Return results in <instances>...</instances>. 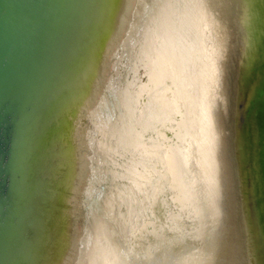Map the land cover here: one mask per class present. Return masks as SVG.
<instances>
[{"label":"rangeland","instance_id":"obj_1","mask_svg":"<svg viewBox=\"0 0 264 264\" xmlns=\"http://www.w3.org/2000/svg\"><path fill=\"white\" fill-rule=\"evenodd\" d=\"M61 1L45 0L49 28L43 42L53 33ZM122 6L112 2L117 21L122 19L118 26L90 34L98 71L86 74L83 89L55 93V76L41 86L36 104L25 103L20 112V120L32 114L22 128L23 146L28 139L12 196L14 251L21 240L22 264H218L231 240L264 264V232L250 204L251 174L241 177L243 203L231 207L210 159L196 149L205 140L208 117L206 110L194 112L193 101L206 91L202 77L215 65H228L226 37L220 58L212 59L214 43L200 30L198 0ZM37 8L29 11L35 16ZM34 16L20 28L18 80L38 62ZM18 33L15 27L9 32L11 44ZM171 70L184 78L173 98L166 86ZM229 94L226 89L213 98L224 108ZM235 130L246 141L247 123ZM205 131L214 146L213 123ZM80 162L84 171L76 169Z\"/></svg>","mask_w":264,"mask_h":264},{"label":"bare ground","instance_id":"obj_2","mask_svg":"<svg viewBox=\"0 0 264 264\" xmlns=\"http://www.w3.org/2000/svg\"><path fill=\"white\" fill-rule=\"evenodd\" d=\"M113 1L62 0L57 6L53 33L43 42L41 39L49 28L45 0H0V264H22L23 260L20 257L21 240L17 244L18 251H14L15 241L11 232L17 215L12 196L21 180L18 165L22 162L20 157L28 139L23 146L22 128L29 123L32 112L29 110L21 120L20 112L25 110V103L36 104L34 99L41 86L55 76L58 79L55 93L83 89L86 74L98 71L97 62L92 58L94 51L90 34L98 32L96 27L100 28V32L110 31L122 20L118 22L112 12ZM117 1L124 10H128L134 2ZM36 4L38 8L34 16L29 8L34 9ZM31 16L35 18L33 37L36 45L33 54L38 62L25 80H18L16 71L23 61L20 28L27 24L28 19L30 21ZM198 24L201 32L214 43V50L209 52L212 59L220 58L219 47L225 44L226 37L229 46L226 57L230 61L222 70L215 65L210 73L202 77L206 82V91L193 101V110L196 113L198 109L206 110L207 125L213 123L216 128V136L211 137L216 142L213 146L206 140L207 125L204 123L206 127L203 125L205 129L203 127L202 131L205 140L199 141L196 149L200 151V158H205L206 154L210 159L215 183L231 207L243 203L241 177L251 174L250 204L255 222L264 232V69L258 70L264 64V0H198ZM14 27L19 33L12 45L9 32L12 36ZM3 54L6 59H1ZM82 61L85 63L83 69L80 67ZM167 78L166 86L173 98L176 87L182 85L184 78L178 70L168 72ZM226 89L230 94L223 108L213 96L225 93ZM11 104L14 107L11 108ZM245 123L247 138L242 141L235 129L239 130ZM77 166L76 169L84 171V162ZM243 187L248 188L247 182ZM29 217L25 228L32 221V215ZM33 237H37L36 234ZM225 246L228 256L221 251L218 264H227L229 259L232 264H257L250 258L246 245L228 240Z\"/></svg>","mask_w":264,"mask_h":264}]
</instances>
